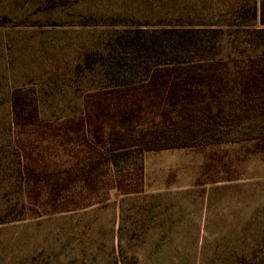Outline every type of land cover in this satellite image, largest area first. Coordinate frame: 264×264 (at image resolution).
<instances>
[{"label": "rangeland", "instance_id": "1", "mask_svg": "<svg viewBox=\"0 0 264 264\" xmlns=\"http://www.w3.org/2000/svg\"><path fill=\"white\" fill-rule=\"evenodd\" d=\"M254 3L0 0V264H264V94L222 119V131L231 129L223 142L132 148L118 166L94 157L114 137L98 141L75 124L98 99L88 95L111 97L104 93L116 87L135 95L126 89L146 77L153 56L175 47L167 29L199 31L183 41L193 55L220 47L237 64L264 59L263 38L247 32L260 24H240ZM216 26L223 36L205 32ZM16 90L38 107L32 125L15 123ZM104 121L107 131L118 122L94 118L86 131ZM32 163L58 167L61 197L48 192L46 174L27 170ZM84 167L93 174H80ZM122 174L138 190L119 191Z\"/></svg>", "mask_w": 264, "mask_h": 264}, {"label": "trees", "instance_id": "2", "mask_svg": "<svg viewBox=\"0 0 264 264\" xmlns=\"http://www.w3.org/2000/svg\"><path fill=\"white\" fill-rule=\"evenodd\" d=\"M242 14L244 20L240 24L254 25L255 23L252 24L251 21L260 24V27L254 29L248 27L247 32L260 35L264 42V0H259L257 4H248V8L244 9ZM224 30L223 27L216 26L206 29L205 32L220 37L223 36ZM165 32L169 34L168 38H175V47L171 49L166 47L162 54L153 56L158 58V61L149 64L146 77L133 85V88L126 89L128 93L135 92V97L131 95L130 100L127 96L120 97L122 92V89H118L120 87L105 91L104 94L109 93L111 97L102 96L103 93L87 96L92 98L97 96L98 99L91 107L87 106L85 114L75 122L76 132L80 133L85 129L84 132H88V136L98 141L108 137L115 138L114 143H109H112L110 149L106 152L99 150L94 155L101 166L111 163L118 166V160L124 151L132 148H138V151L143 152L196 146L203 141L208 144L223 142L231 129L222 131V119L231 114L244 115L252 109L249 108L251 103L257 105V93L264 94V59L252 60L248 64L247 60L237 64L238 56L222 53L220 47L215 55L207 53L193 55L190 47L183 45V41L190 39V34L199 31L180 28L167 29ZM175 49L177 51H174ZM262 56L264 52L258 57ZM234 66L239 69L233 71ZM257 74L263 77L258 78ZM138 91L144 92V95L138 97ZM147 100L151 101L143 107L142 101ZM13 108L15 123L18 126L32 125L31 119L38 117L37 105L28 106L22 90L14 92ZM149 112L155 114L156 120L141 123L139 120L142 114ZM107 115L115 117L118 121L112 124L108 131L105 121L86 131V127L93 125L94 118L100 119ZM126 130L132 134V140L123 142L121 139ZM35 164L32 163V167L27 170L46 174L44 178L48 192L55 197H61L67 187L58 167ZM82 169L84 170L80 174L83 175L86 173L91 175L94 172L90 167ZM138 171L142 175L143 167H139ZM121 176L122 182L115 185L119 191L131 193L138 190L139 187L133 188L124 182L126 175Z\"/></svg>", "mask_w": 264, "mask_h": 264}]
</instances>
